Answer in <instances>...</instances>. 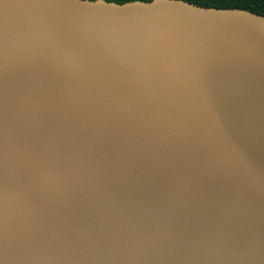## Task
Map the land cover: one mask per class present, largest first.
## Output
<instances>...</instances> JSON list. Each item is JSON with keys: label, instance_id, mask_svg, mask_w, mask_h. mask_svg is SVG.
Wrapping results in <instances>:
<instances>
[{"label": "water", "instance_id": "1", "mask_svg": "<svg viewBox=\"0 0 264 264\" xmlns=\"http://www.w3.org/2000/svg\"><path fill=\"white\" fill-rule=\"evenodd\" d=\"M0 264H264V15L0 0Z\"/></svg>", "mask_w": 264, "mask_h": 264}, {"label": "trees", "instance_id": "2", "mask_svg": "<svg viewBox=\"0 0 264 264\" xmlns=\"http://www.w3.org/2000/svg\"><path fill=\"white\" fill-rule=\"evenodd\" d=\"M123 4L131 1L150 2L152 0H107ZM201 7H213L218 9H244L255 14L264 15V0H183Z\"/></svg>", "mask_w": 264, "mask_h": 264}]
</instances>
